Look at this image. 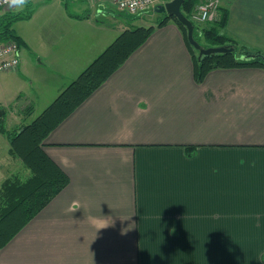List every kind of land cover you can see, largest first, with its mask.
Here are the masks:
<instances>
[{"label":"crops","instance_id":"0c3cea01","mask_svg":"<svg viewBox=\"0 0 264 264\" xmlns=\"http://www.w3.org/2000/svg\"><path fill=\"white\" fill-rule=\"evenodd\" d=\"M87 1L89 15L51 12L19 35L20 65L2 73L17 82V113L44 111L129 29L109 13L97 20L113 0ZM222 6L224 32L264 51V0ZM44 148L69 184L0 248V264H264V68L216 69L198 82L173 20Z\"/></svg>","mask_w":264,"mask_h":264},{"label":"trees","instance_id":"16d2710c","mask_svg":"<svg viewBox=\"0 0 264 264\" xmlns=\"http://www.w3.org/2000/svg\"><path fill=\"white\" fill-rule=\"evenodd\" d=\"M201 0H185L182 12L191 15ZM28 10L18 13L5 12L0 15V43L16 42L19 47L24 40L13 27L20 20L30 19L34 13L33 0L26 4ZM2 9H0L1 12ZM132 16V15H129ZM219 19L205 26L195 22L194 37L208 43L205 47L231 45L234 51L203 55L188 40L187 28L176 18L166 13L156 25L137 26L123 31L93 62L72 81L57 98L32 122L8 128L4 116L0 115V132L9 141V154L19 159L29 175L12 173L0 186V248L28 224L34 216L46 207L68 184L67 173L48 155L44 145L49 134L57 128L76 108L104 84L124 62L142 46L156 27L173 20L182 30L194 60V74L198 82L216 69L242 67L264 68V51L248 47L224 32L228 22V10L221 6ZM133 17V16H132ZM26 119L32 109L25 108ZM193 154L196 147H187Z\"/></svg>","mask_w":264,"mask_h":264},{"label":"rangeland","instance_id":"374dc122","mask_svg":"<svg viewBox=\"0 0 264 264\" xmlns=\"http://www.w3.org/2000/svg\"><path fill=\"white\" fill-rule=\"evenodd\" d=\"M52 1V2H51ZM102 0H92L93 6L97 7L98 3H101ZM110 1L111 0H107ZM97 2V4H96ZM89 1L87 0H33V10L35 11L34 17L32 20H20L14 23L13 27L15 32L18 35H23L30 33L31 35L35 32L37 27L42 24L43 17L49 16L51 12L55 13H65L66 15L70 14H80V15H89L88 11ZM109 12L104 10H99V13L96 14L97 20L100 21H110L109 16L114 17L129 26V28H135L137 26H152L156 25L159 19L164 18L165 13H157L154 8L148 10L147 12L137 15L129 16L128 14L122 12L117 5L108 3ZM27 6L22 8L7 7L1 10L0 15H3L5 12L18 13L22 11H27ZM107 12V13H106ZM117 15V16H116ZM220 16H218L219 19ZM217 19V20H218ZM200 26H205L209 23H196ZM38 25V26H37ZM33 40V39H32ZM201 44L205 47L208 43L204 38L200 39ZM4 43H0L2 45ZM198 52V51H197ZM199 54V52H198ZM16 82L14 76L12 77L9 74L0 75V112L5 118L6 125L8 128H14L20 126L23 121L24 123H30L36 119L43 111L42 108H37L35 112L29 115L24 119L23 114L17 113L15 106H13L14 100L17 99L18 95L16 93L17 85H14ZM21 102V101H19ZM23 102V101H22ZM12 106V107H10ZM9 141L5 135L0 132V186L2 182L8 178L12 173L19 172L23 176L29 175V170L25 169L22 162L19 159L13 158L9 154Z\"/></svg>","mask_w":264,"mask_h":264},{"label":"built area","instance_id":"2783aa9c","mask_svg":"<svg viewBox=\"0 0 264 264\" xmlns=\"http://www.w3.org/2000/svg\"><path fill=\"white\" fill-rule=\"evenodd\" d=\"M171 0H113L124 13L132 16L141 15L159 4ZM222 0H201L194 9L191 20L195 23H212L218 19ZM9 7L7 0H0V9ZM21 48L14 41L0 45V75L13 71L20 65Z\"/></svg>","mask_w":264,"mask_h":264},{"label":"water","instance_id":"95a60500","mask_svg":"<svg viewBox=\"0 0 264 264\" xmlns=\"http://www.w3.org/2000/svg\"><path fill=\"white\" fill-rule=\"evenodd\" d=\"M184 2L185 0H171L164 4L157 5L154 10L157 13H166L169 17L178 19L187 28L188 40L190 44L199 52L200 58L203 55L234 51V47L231 45L204 47L200 42H198L194 37L195 25L193 21L181 10Z\"/></svg>","mask_w":264,"mask_h":264},{"label":"clouds","instance_id":"9594fccd","mask_svg":"<svg viewBox=\"0 0 264 264\" xmlns=\"http://www.w3.org/2000/svg\"><path fill=\"white\" fill-rule=\"evenodd\" d=\"M7 3L10 7H15V8H22L28 3V0H7ZM79 206L74 202L73 205L69 208L70 212H75ZM129 219V218H127ZM124 219V220H127ZM112 225V220L111 222L104 221L102 227L98 228V230L107 228ZM131 225V224H130ZM129 229H131L129 226L128 228L122 229V234L126 233Z\"/></svg>","mask_w":264,"mask_h":264},{"label":"flooded vegetation","instance_id":"af4514ba","mask_svg":"<svg viewBox=\"0 0 264 264\" xmlns=\"http://www.w3.org/2000/svg\"><path fill=\"white\" fill-rule=\"evenodd\" d=\"M0 115L3 116V114L0 112Z\"/></svg>","mask_w":264,"mask_h":264}]
</instances>
